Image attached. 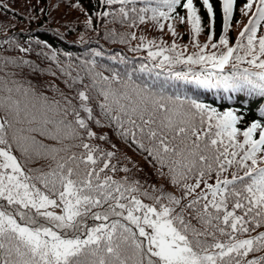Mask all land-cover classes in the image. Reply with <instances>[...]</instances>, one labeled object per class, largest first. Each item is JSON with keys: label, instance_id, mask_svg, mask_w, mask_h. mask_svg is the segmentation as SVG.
<instances>
[{"label": "snow or ice", "instance_id": "1", "mask_svg": "<svg viewBox=\"0 0 264 264\" xmlns=\"http://www.w3.org/2000/svg\"><path fill=\"white\" fill-rule=\"evenodd\" d=\"M99 3L119 7L98 18L130 28L151 22L163 31L167 25L177 37V22L188 24L196 51L188 54V45L175 39L168 45L139 37L131 50L147 49L151 69L167 67L169 77L183 82L167 87L134 79L137 71L151 70L148 64L105 75L97 70L104 55L97 49L80 61L83 74L74 66L79 57L64 52V63L44 40H37L49 49L41 48L40 63L0 58V71L18 70L0 76V264H264V255L248 258L264 252V232L242 238L264 226V110L241 129L242 109L220 110L197 95L169 91L191 86L222 98L264 100V35H258L264 0H247L251 15L234 44L228 34L236 0H220L218 38L212 0H199L207 25L196 0ZM92 24L89 16L86 27ZM107 35L121 43L137 39L135 32ZM4 42L24 54L34 51L14 39ZM177 65L185 70L175 71ZM19 74L24 82L14 78ZM45 76L61 79L72 94ZM105 128L150 157L164 183L138 179L136 165L127 156L132 167L123 164L116 145L107 150L96 143L110 142ZM40 160L48 163L30 166ZM119 172L125 175L116 178Z\"/></svg>", "mask_w": 264, "mask_h": 264}, {"label": "trees", "instance_id": "2", "mask_svg": "<svg viewBox=\"0 0 264 264\" xmlns=\"http://www.w3.org/2000/svg\"><path fill=\"white\" fill-rule=\"evenodd\" d=\"M0 2L8 4V8L0 7V58L25 56L26 59H32L37 63L43 60L42 57L38 59V54L43 45H38L37 40L47 41L49 45L57 49L60 53V59L62 62L67 63V59L63 56L64 52H69L73 57H79L80 59L74 61V66H78L77 70L83 74L84 66L80 61L90 57L91 50H101L104 55L97 58V70L104 72L105 75H109L108 69H114L119 71L122 75L127 69L132 71L133 69H139L141 64H148L151 69V61L145 59L147 57V49H141L139 51H132L131 49L137 44L141 43L139 37L144 36L146 39H155L157 43L161 40L170 45L173 40L183 47L188 45L187 53L190 54L196 51L190 44V25L180 24L177 22L176 30L180 34L177 37H173L168 30L167 25L165 29L161 31L153 23L139 25L138 27L130 28L127 23L121 24L119 21H113L111 17L98 18L97 14L104 10H111L112 7L108 6L105 9L103 5L99 3V0H0ZM197 6L200 7V14L203 17L205 25H207L208 17L204 11L199 0H196ZM73 3H79L81 8H75L71 5ZM214 10L217 14L216 24V36L220 35V25L222 22L220 11V0H212ZM247 0H236L234 8V14L232 19V27L229 31L230 43L234 44L239 32L243 30L247 24V17L250 13L245 14L244 5ZM255 6H253L254 8ZM243 10V11H242ZM181 15H185V12L181 9H177ZM89 16L93 17V24L91 27H86V21ZM239 21V23H237ZM115 31L116 33H131L135 32L137 39H129L128 43H121L119 37L109 38L107 33L109 31ZM258 35H264V23H262ZM208 36L207 27L200 36V43L206 42ZM15 40L19 45L27 47L29 44L34 49L33 52L28 54L21 53L18 48L11 46L10 43H5V40ZM44 51L49 49L44 48ZM118 57V59H112V57ZM51 63L53 67L55 62L44 61L42 66L47 67ZM8 70L18 71L12 68L0 71V76H4ZM175 71L185 70L184 66L177 65L174 68ZM159 73V75H157ZM75 74V72H74ZM59 75V73H57ZM139 77L146 82H155L157 84H164L167 87L166 82L171 81L174 84H183V82L175 81L172 77L167 75V67L164 69L155 68L150 71L140 72L137 71L134 75V79ZM15 79L24 82V75L19 74ZM44 80H49L57 84L66 93L71 95L65 85L61 82V79H57L52 76L43 77ZM139 82V81H138ZM85 83H90L89 80H85ZM169 91L180 92L183 91L187 95H197L202 101L213 104V106L225 110L228 107H235L242 109L245 112V119L241 122L239 127L245 128L250 122L260 118L259 112L264 110V100L259 98H247L245 100L242 96H234L229 99L227 97L222 98L211 90L198 89L195 92L192 91V87L173 88ZM47 95L55 96L59 99L58 94L53 91H48ZM2 115V113H0ZM107 133L110 142L96 141L103 148L112 150V145H116L117 157L123 161V164L132 167V164L128 160L123 159L125 156L129 157L131 161L136 165L133 168V172L136 177L141 180H147L149 184L160 185L164 183L163 178H159L156 174L155 168L149 163L151 159L146 158V154L142 153L135 144L121 140L118 135L112 132L110 129H103ZM242 139V137H241ZM76 151H80L76 149ZM19 155V153H17ZM47 161L40 160L31 167H40L47 164ZM139 170V171H138ZM125 175L123 172L117 173V177ZM170 190H174L172 186H168ZM150 202V201H145ZM195 224L196 221H193ZM199 226V225H197ZM259 232H264V226L256 229L254 232L245 234L244 237L257 235ZM264 255L261 253H250L249 259L253 256Z\"/></svg>", "mask_w": 264, "mask_h": 264}]
</instances>
